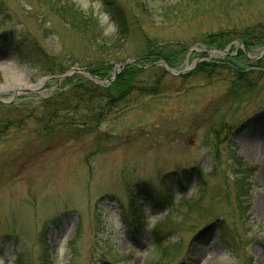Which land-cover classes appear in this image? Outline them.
<instances>
[{
    "label": "rangeland",
    "instance_id": "obj_1",
    "mask_svg": "<svg viewBox=\"0 0 264 264\" xmlns=\"http://www.w3.org/2000/svg\"><path fill=\"white\" fill-rule=\"evenodd\" d=\"M110 1L124 37L100 0H0L2 106L42 115L67 80L97 81L74 73L56 87L72 69L106 64L111 75L149 52L175 62L172 75L153 58L155 94L130 97L92 131L44 134L0 115V264H264V46L240 39L264 25V0ZM69 10L88 18L86 32L59 18ZM227 56L238 71L260 65L236 95ZM49 57L60 73L43 68Z\"/></svg>",
    "mask_w": 264,
    "mask_h": 264
},
{
    "label": "trees",
    "instance_id": "obj_2",
    "mask_svg": "<svg viewBox=\"0 0 264 264\" xmlns=\"http://www.w3.org/2000/svg\"><path fill=\"white\" fill-rule=\"evenodd\" d=\"M103 6L106 7V13L111 16V20L115 24L117 28V35L119 37H124L127 35V31H129V26L127 25V21L123 16V13L119 11V9L113 8L112 1L109 0H100ZM138 1V0H136ZM56 14L57 11L52 10ZM83 13V12H82ZM76 16V13L69 10L67 11L66 16H59V18L66 23L72 29H80L83 32L87 31L88 18L84 17L83 14ZM59 14V13H58ZM219 35V34H218ZM145 36V35H144ZM83 37V36H82ZM146 37V36H145ZM220 35L216 38H213L212 41H207V45L212 46V42L219 41ZM85 38V37H83ZM148 42H151L147 37ZM249 52H254L256 49L264 46V25L254 24L246 27L243 30V33L240 38ZM214 40V41H213ZM206 45V46H207ZM220 46L217 48L224 49L226 42H219ZM173 56V55H172ZM159 57L164 59V62L170 68L173 67V60L171 57L163 56L160 52L158 53H147L143 59H140L136 63L132 65H126L122 67L121 72L116 76V78L109 84L106 85H98L93 83L92 81L79 80L76 77L72 78L70 81L67 80L72 85L66 91H57L52 96H50L47 100L43 101L41 107H44V112L42 115L35 114L31 111L26 110L25 113H22L17 107L13 106H2V108L7 110L0 115H21L25 120H34L38 124L39 128L37 129L40 133L49 134L54 131H57L59 126H69L75 129H83L85 132L92 131L94 128H97L100 123L109 116L115 108L118 106H126L129 103V99L132 96H145L149 94H155L156 88L158 87V79L148 81L149 76L145 75L146 71L152 72L153 68H156L151 62H154L153 58ZM50 59L44 60L43 68L46 69L50 74H57L59 70H56L57 63L51 57ZM236 58H232L227 56L220 62V66L235 74V77L238 78L237 83H232L230 90L232 95H236L238 91L244 90L246 87V79L244 78L246 73H249L250 70H255L259 68L260 65L255 67H250L247 70L238 71L236 68V62H234ZM263 63L264 70V60H261ZM41 64V63H40ZM206 62H202L198 67L199 69L203 68ZM42 66V65H41ZM257 67V68H256ZM255 68V69H254ZM109 66L106 64H101L96 67L89 68L88 71L98 77V78H110ZM64 71L61 70V72ZM60 73V72H59ZM146 79V80H144ZM64 81L67 84L68 82ZM63 87V86H62ZM83 111V113H81ZM78 112V113H77ZM81 113V114H80ZM24 114V115H22ZM78 114V115H77ZM233 167V164H231ZM244 172H247L246 169ZM250 172V171H248ZM235 177L232 183L228 182V184L235 186V190L237 192L236 199L238 200L239 196H246V191L244 190V186L241 181L238 179L239 173H231V176ZM247 175L245 179L247 180ZM183 183V182H182ZM179 186V185H178ZM246 186V185H245ZM186 187V186H184ZM149 198H147L148 200ZM239 201V200H238ZM240 202V201H239ZM156 207L157 204L153 203ZM164 204H171V198L164 199ZM128 212L131 217V220L135 219V209L131 206V203L128 206ZM190 210H193L189 208ZM127 212V213H128ZM137 213V212H136ZM208 229L212 226L211 224H207ZM207 229V228H206ZM222 233V228L220 229ZM224 236L223 234H221Z\"/></svg>",
    "mask_w": 264,
    "mask_h": 264
},
{
    "label": "water",
    "instance_id": "obj_3",
    "mask_svg": "<svg viewBox=\"0 0 264 264\" xmlns=\"http://www.w3.org/2000/svg\"><path fill=\"white\" fill-rule=\"evenodd\" d=\"M135 60H137V59L128 60V61H125L123 63L116 64L115 67H114V72H113L112 77L111 78H108V79H100V78H97L96 76L92 75L91 73H89L88 71L83 70V69H72L71 71H68L64 75L58 76L56 79L59 82V81L65 79V78L71 76L74 73H80V74H84L86 77H88L91 80H97V81H95L97 84L111 83L115 79V77L117 76V74L120 72V66L121 65L124 66V65L130 64V63L134 62ZM157 65H162L164 67V69L168 73H171L172 75H175V73L170 68H168V66L166 65V63L164 61H160L159 63H157ZM186 71H188V70H185L184 72H186ZM184 72H182V73H184ZM180 73L181 72H179L178 74H180ZM54 78L55 77L50 78V79H47V80H44L43 83H40V84L42 85L46 81L51 80V79H54ZM27 91H29V90H27Z\"/></svg>",
    "mask_w": 264,
    "mask_h": 264
},
{
    "label": "bare ground",
    "instance_id": "obj_4",
    "mask_svg": "<svg viewBox=\"0 0 264 264\" xmlns=\"http://www.w3.org/2000/svg\"><path fill=\"white\" fill-rule=\"evenodd\" d=\"M262 177L264 178V172H263V174H262Z\"/></svg>",
    "mask_w": 264,
    "mask_h": 264
}]
</instances>
